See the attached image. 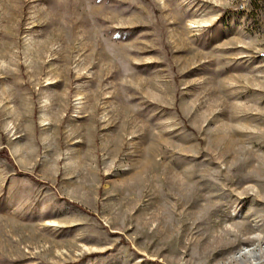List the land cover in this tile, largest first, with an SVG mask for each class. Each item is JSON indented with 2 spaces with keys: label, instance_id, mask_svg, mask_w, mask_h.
Instances as JSON below:
<instances>
[{
  "label": "rangeland",
  "instance_id": "obj_1",
  "mask_svg": "<svg viewBox=\"0 0 264 264\" xmlns=\"http://www.w3.org/2000/svg\"><path fill=\"white\" fill-rule=\"evenodd\" d=\"M263 52L264 0H0V264H263Z\"/></svg>",
  "mask_w": 264,
  "mask_h": 264
},
{
  "label": "bare ground",
  "instance_id": "obj_2",
  "mask_svg": "<svg viewBox=\"0 0 264 264\" xmlns=\"http://www.w3.org/2000/svg\"><path fill=\"white\" fill-rule=\"evenodd\" d=\"M122 117H123V116H122ZM199 199H200L199 197H196V198H195V201H194V199H190V200H189L190 205L192 206L195 202H198ZM183 203H184V202H182V204H183ZM194 224H197V223H194Z\"/></svg>",
  "mask_w": 264,
  "mask_h": 264
},
{
  "label": "trees",
  "instance_id": "obj_3",
  "mask_svg": "<svg viewBox=\"0 0 264 264\" xmlns=\"http://www.w3.org/2000/svg\"><path fill=\"white\" fill-rule=\"evenodd\" d=\"M0 155L9 158V154L7 153V151L5 149L0 151Z\"/></svg>",
  "mask_w": 264,
  "mask_h": 264
},
{
  "label": "built area",
  "instance_id": "obj_4",
  "mask_svg": "<svg viewBox=\"0 0 264 264\" xmlns=\"http://www.w3.org/2000/svg\"><path fill=\"white\" fill-rule=\"evenodd\" d=\"M262 56L264 57V52L262 53Z\"/></svg>",
  "mask_w": 264,
  "mask_h": 264
},
{
  "label": "water",
  "instance_id": "obj_5",
  "mask_svg": "<svg viewBox=\"0 0 264 264\" xmlns=\"http://www.w3.org/2000/svg\"><path fill=\"white\" fill-rule=\"evenodd\" d=\"M264 264V263H263Z\"/></svg>",
  "mask_w": 264,
  "mask_h": 264
}]
</instances>
